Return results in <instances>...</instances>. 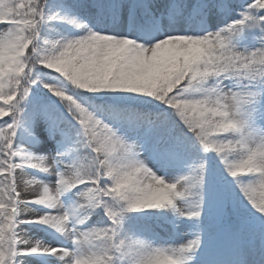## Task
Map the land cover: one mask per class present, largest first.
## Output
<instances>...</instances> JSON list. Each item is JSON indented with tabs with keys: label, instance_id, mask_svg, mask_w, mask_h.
<instances>
[{
	"label": "snow or ice",
	"instance_id": "obj_1",
	"mask_svg": "<svg viewBox=\"0 0 264 264\" xmlns=\"http://www.w3.org/2000/svg\"><path fill=\"white\" fill-rule=\"evenodd\" d=\"M0 264H264V0H0Z\"/></svg>",
	"mask_w": 264,
	"mask_h": 264
},
{
	"label": "trees",
	"instance_id": "obj_2",
	"mask_svg": "<svg viewBox=\"0 0 264 264\" xmlns=\"http://www.w3.org/2000/svg\"><path fill=\"white\" fill-rule=\"evenodd\" d=\"M136 228L143 231L145 235L158 238H169L171 230L168 225L162 223V217L154 216L135 221Z\"/></svg>",
	"mask_w": 264,
	"mask_h": 264
},
{
	"label": "rangeland",
	"instance_id": "obj_3",
	"mask_svg": "<svg viewBox=\"0 0 264 264\" xmlns=\"http://www.w3.org/2000/svg\"><path fill=\"white\" fill-rule=\"evenodd\" d=\"M54 29L56 31H59L61 33L67 32V33H71V29L66 28L63 25H53ZM166 220H168V223L170 224L173 232L175 233V236L167 241H161V242H165V243H180L182 242L184 239L187 238V232L189 231L188 228H186L183 223L177 222L174 220V218H165ZM179 223V226H174L177 225Z\"/></svg>",
	"mask_w": 264,
	"mask_h": 264
}]
</instances>
